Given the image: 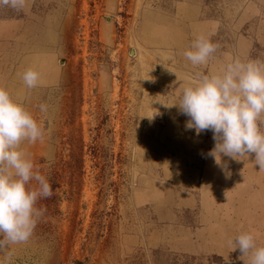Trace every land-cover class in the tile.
Masks as SVG:
<instances>
[{
	"label": "rangeland",
	"instance_id": "rangeland-1",
	"mask_svg": "<svg viewBox=\"0 0 264 264\" xmlns=\"http://www.w3.org/2000/svg\"><path fill=\"white\" fill-rule=\"evenodd\" d=\"M200 22L219 47L193 69L181 44ZM234 59L264 61V0L0 7V87L51 129L24 145L53 194L38 202L46 212L31 238L12 246L13 264H243L228 241L245 231L218 223L239 202L223 197L225 169L209 163L212 133L169 108L190 78ZM29 68L40 74L34 89L21 79ZM263 184L254 212H264ZM254 232L264 246V229Z\"/></svg>",
	"mask_w": 264,
	"mask_h": 264
},
{
	"label": "clouds",
	"instance_id": "clouds-1",
	"mask_svg": "<svg viewBox=\"0 0 264 264\" xmlns=\"http://www.w3.org/2000/svg\"><path fill=\"white\" fill-rule=\"evenodd\" d=\"M0 7L22 11L27 0H0ZM219 45L198 35L184 58L193 67L206 66ZM27 89L38 86L40 74L29 68L21 74ZM176 107L188 118L186 128L197 135L211 131L214 141L208 155L227 169V157H250L264 170V61L234 59L219 71L190 78L178 96ZM48 113V105H39ZM51 129L38 121L11 94L0 87V264H13V245L26 243L46 209L37 207L41 199L50 198L52 187L24 147L44 143ZM32 181L35 187H30ZM232 252L239 250L243 264H264V246L250 231L241 232L228 241Z\"/></svg>",
	"mask_w": 264,
	"mask_h": 264
},
{
	"label": "crops",
	"instance_id": "crops-1",
	"mask_svg": "<svg viewBox=\"0 0 264 264\" xmlns=\"http://www.w3.org/2000/svg\"><path fill=\"white\" fill-rule=\"evenodd\" d=\"M201 27H194L193 32L197 31L199 35H204L208 37L210 35V30L207 28V24L203 25V22H200ZM206 28V29H205ZM190 45L188 41L183 42L181 44V49L183 50H190ZM204 67V66H201ZM201 67H193L201 68ZM217 66H209V73L213 72ZM212 68V70H210ZM214 146V145H213ZM213 148V147H212ZM224 161H227V169H225L224 175H226L227 180L226 183L229 185L226 187L230 190L226 191L223 197H227L226 199H236L239 203V208L231 211L226 212L222 215L221 220H219L220 225H225L226 227L221 229H228V225H235V229H240L244 231H250L255 233V230H262L264 229V212H254L255 209V183L264 182V170H260L258 165H255L254 154L250 157H238L237 160H232L230 158L224 157ZM213 162V163H212ZM209 163H212V166H219L217 165L214 159L211 157ZM205 166H209V164H205ZM258 167V172L255 171V167ZM213 174V172H211ZM208 175H211L208 173ZM214 180L215 182L221 181ZM213 181V180H212ZM264 188V184H263ZM202 192V191H201ZM221 192L218 189L213 190L211 196L206 197H214V193ZM203 193V192H202ZM228 194V195H227ZM259 199L264 200V193L258 194ZM261 204V202H260ZM231 213V214H230ZM224 216V217H223ZM215 223L213 222L212 225ZM206 229L209 230L207 227Z\"/></svg>",
	"mask_w": 264,
	"mask_h": 264
}]
</instances>
